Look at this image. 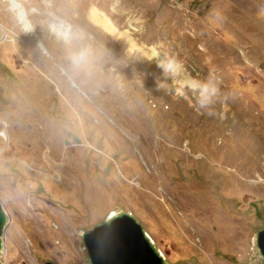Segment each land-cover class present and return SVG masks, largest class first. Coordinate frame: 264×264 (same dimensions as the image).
Returning a JSON list of instances; mask_svg holds the SVG:
<instances>
[{"label": "rangeland", "instance_id": "obj_1", "mask_svg": "<svg viewBox=\"0 0 264 264\" xmlns=\"http://www.w3.org/2000/svg\"><path fill=\"white\" fill-rule=\"evenodd\" d=\"M15 1L31 29L0 0L3 260L89 264L82 234L125 212L167 264H264V0ZM62 23L92 51L86 79L66 72ZM150 47L216 77L213 115Z\"/></svg>", "mask_w": 264, "mask_h": 264}, {"label": "water", "instance_id": "obj_2", "mask_svg": "<svg viewBox=\"0 0 264 264\" xmlns=\"http://www.w3.org/2000/svg\"><path fill=\"white\" fill-rule=\"evenodd\" d=\"M8 224L7 212L0 202V264H5L2 255ZM82 241L89 264H113L111 259L115 256L118 262L114 264H167L139 222L129 213L110 215L104 222L83 233ZM255 242L257 257L264 262V228L257 232Z\"/></svg>", "mask_w": 264, "mask_h": 264}, {"label": "clouds", "instance_id": "obj_3", "mask_svg": "<svg viewBox=\"0 0 264 264\" xmlns=\"http://www.w3.org/2000/svg\"><path fill=\"white\" fill-rule=\"evenodd\" d=\"M264 18V8L259 12ZM59 35L63 39L66 46V72L70 77L88 78L93 71L92 51L84 43L83 37L74 28L67 23H62ZM161 55L163 59H160ZM154 56L159 59L158 67L162 68L166 74L177 75L181 72L183 64L176 59L174 54L169 51H157ZM191 93L193 106L198 110H203L209 116L213 115L212 107L218 101L220 96L219 82L213 74H209L206 80L186 79L179 83L177 94L180 97H186L187 93Z\"/></svg>", "mask_w": 264, "mask_h": 264}, {"label": "bare ground", "instance_id": "obj_4", "mask_svg": "<svg viewBox=\"0 0 264 264\" xmlns=\"http://www.w3.org/2000/svg\"><path fill=\"white\" fill-rule=\"evenodd\" d=\"M10 3H11V5H12V7L13 8H15V9H17L18 10V16H19V18H20V21H21V23L23 24V26H24V28L25 29H31V27H30V25H29V21L27 20V14H26V11L24 10V9H22V6L17 2V1H15V0H8ZM101 16H99L95 11L92 13V16H91V20L94 22V23H96V24H98V25H100L106 32H108V33H110V34H112L113 36H115L118 40H120V39H124V38H126L125 36H123V34L122 33H120V32H118L117 30H115L114 28H113V26H111V24L108 22V20L107 19H101L100 18ZM54 25L56 26L57 25V23H54ZM61 25L62 24H59V26H58V28L57 27H54L53 26V29L54 30H56V31H59L60 30V28H61ZM32 34V33H31ZM125 34V33H124ZM2 40H0V42H1ZM39 46L40 47H42V43L41 44H39ZM150 49V54L148 55L151 59H155V61H156V65L158 66V64H159V59H157L155 56H154V53L155 52H157L158 50L155 48V47H150L149 48ZM160 59H163V56L161 55V57H160ZM162 69V68H161ZM163 70V69H162ZM172 78H173V80H174V82L176 83V84H178L179 85V83L181 82V81H183V80H186V79H190L191 77L182 69L181 70V72L179 73V74H177V75H172ZM226 111V110H225ZM1 136L4 138V139H6V141L8 142L9 140V137H8V133H7V131L6 132H3L2 134H1ZM6 211V210H5ZM7 215H8V213H7ZM8 219H9V215H8ZM4 252H5V249H4ZM4 252H3V255H4ZM122 253V252H121ZM3 255H2V260H3ZM118 256H119V254H118ZM120 258H122V257H120ZM110 259H111V257H110ZM118 259V257H112V259H111V262L114 264V262H116V260ZM3 262L5 263V264H7V262H5L4 260H3ZM118 262V261H117ZM116 262V263H117Z\"/></svg>", "mask_w": 264, "mask_h": 264}, {"label": "flooded vegetation", "instance_id": "obj_5", "mask_svg": "<svg viewBox=\"0 0 264 264\" xmlns=\"http://www.w3.org/2000/svg\"><path fill=\"white\" fill-rule=\"evenodd\" d=\"M3 38H4V37H3ZM3 40H4V39H3ZM3 40H2V41H3ZM10 223H11V221H10ZM10 223H9V224H10Z\"/></svg>", "mask_w": 264, "mask_h": 264}]
</instances>
